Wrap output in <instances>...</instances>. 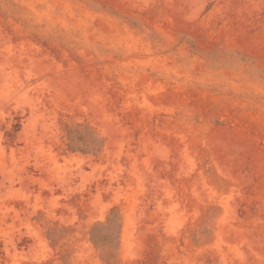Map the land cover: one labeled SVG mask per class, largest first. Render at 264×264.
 Returning a JSON list of instances; mask_svg holds the SVG:
<instances>
[{"label":"rangeland","instance_id":"obj_1","mask_svg":"<svg viewBox=\"0 0 264 264\" xmlns=\"http://www.w3.org/2000/svg\"><path fill=\"white\" fill-rule=\"evenodd\" d=\"M0 264H264V0H0Z\"/></svg>","mask_w":264,"mask_h":264}]
</instances>
